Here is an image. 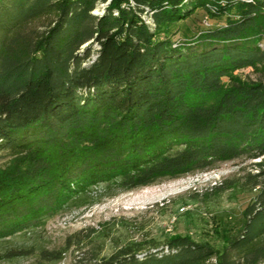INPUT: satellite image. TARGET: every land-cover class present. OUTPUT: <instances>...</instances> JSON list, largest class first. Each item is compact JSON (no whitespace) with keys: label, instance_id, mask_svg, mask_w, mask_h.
I'll use <instances>...</instances> for the list:
<instances>
[{"label":"trees","instance_id":"1","mask_svg":"<svg viewBox=\"0 0 264 264\" xmlns=\"http://www.w3.org/2000/svg\"><path fill=\"white\" fill-rule=\"evenodd\" d=\"M197 9L223 22L173 40ZM262 40L264 0H0V160L27 154L26 164L0 166V239L70 205L264 157V78L236 76L264 75ZM254 176L236 248L264 238V168ZM156 249L126 245L90 264H204L214 255L187 236ZM262 257L264 246L245 258ZM217 264L241 263L223 253Z\"/></svg>","mask_w":264,"mask_h":264},{"label":"rangeland","instance_id":"2","mask_svg":"<svg viewBox=\"0 0 264 264\" xmlns=\"http://www.w3.org/2000/svg\"><path fill=\"white\" fill-rule=\"evenodd\" d=\"M103 8L98 7L93 14L100 15ZM221 22L208 19L205 11L197 9L177 30L174 28L172 39L182 41L198 29ZM92 45L93 59L98 45ZM260 47L264 49V40ZM236 76L244 80L264 78L252 68L241 69ZM2 155L1 167L13 160L21 165L27 163V154L20 151ZM262 162L264 157L215 163L205 170L158 185L117 191L89 206H67L38 226L0 239V264H90L126 245L138 244L144 252L149 247L161 250L171 238L183 236L213 250L214 255L204 264H217L223 253L233 261L248 264L251 259L245 257L264 246V238L240 248L233 244L245 225V208L257 194L254 183L261 177L254 175H260L264 167L258 164ZM10 251H28V254L9 258ZM42 251L60 253L61 258L47 261L41 257ZM251 264H264V257Z\"/></svg>","mask_w":264,"mask_h":264},{"label":"bare ground","instance_id":"3","mask_svg":"<svg viewBox=\"0 0 264 264\" xmlns=\"http://www.w3.org/2000/svg\"><path fill=\"white\" fill-rule=\"evenodd\" d=\"M126 2L130 5V6H134V0H126ZM107 3H104V4H101L100 6L103 8L106 6ZM144 21L147 23V24H150L151 25V21L149 19L145 20L144 18Z\"/></svg>","mask_w":264,"mask_h":264}]
</instances>
